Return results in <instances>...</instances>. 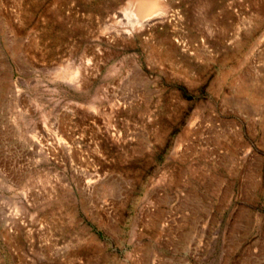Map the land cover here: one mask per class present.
Instances as JSON below:
<instances>
[{
  "label": "rangeland",
  "instance_id": "374dc122",
  "mask_svg": "<svg viewBox=\"0 0 264 264\" xmlns=\"http://www.w3.org/2000/svg\"><path fill=\"white\" fill-rule=\"evenodd\" d=\"M0 0V264H264V0Z\"/></svg>",
  "mask_w": 264,
  "mask_h": 264
},
{
  "label": "bare ground",
  "instance_id": "6f19581e",
  "mask_svg": "<svg viewBox=\"0 0 264 264\" xmlns=\"http://www.w3.org/2000/svg\"><path fill=\"white\" fill-rule=\"evenodd\" d=\"M142 7H144L143 12H141L142 16L144 15L146 16L156 11L158 8V5L155 0H145L144 5Z\"/></svg>",
  "mask_w": 264,
  "mask_h": 264
}]
</instances>
